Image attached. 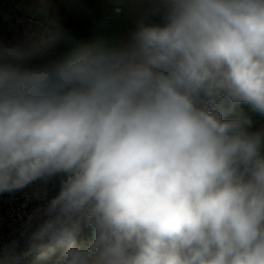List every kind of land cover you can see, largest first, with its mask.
<instances>
[{
	"label": "clouds",
	"instance_id": "9594fccd",
	"mask_svg": "<svg viewBox=\"0 0 264 264\" xmlns=\"http://www.w3.org/2000/svg\"><path fill=\"white\" fill-rule=\"evenodd\" d=\"M141 3L119 44L49 0L0 37V195L40 201L0 264H264V0Z\"/></svg>",
	"mask_w": 264,
	"mask_h": 264
},
{
	"label": "built area",
	"instance_id": "2783aa9c",
	"mask_svg": "<svg viewBox=\"0 0 264 264\" xmlns=\"http://www.w3.org/2000/svg\"><path fill=\"white\" fill-rule=\"evenodd\" d=\"M20 1L0 0V37L5 40H10L17 30L35 29L44 23L42 18L27 10ZM119 10V7H98L95 3L90 6V12L100 14L104 22L113 20V11ZM36 191L32 188L12 195H0V245L21 239L28 215L40 203ZM53 192L54 188L50 185L49 194Z\"/></svg>",
	"mask_w": 264,
	"mask_h": 264
},
{
	"label": "crops",
	"instance_id": "0c3cea01",
	"mask_svg": "<svg viewBox=\"0 0 264 264\" xmlns=\"http://www.w3.org/2000/svg\"><path fill=\"white\" fill-rule=\"evenodd\" d=\"M20 2L27 10L42 18L36 12L38 6L37 0H21ZM50 3L51 0H49ZM94 3L98 7H119L120 10L113 11V20L104 22L100 14L90 12V6ZM142 9L141 0H70L65 11L67 17L76 22L88 21V27L80 35H77L73 29L67 26H62L63 32L67 37L83 43L92 42L99 38H107L117 44L126 42L130 33L137 26ZM152 21L158 22V18L153 17ZM242 108L253 121L250 131L264 130V116L251 112L246 105H242Z\"/></svg>",
	"mask_w": 264,
	"mask_h": 264
},
{
	"label": "trees",
	"instance_id": "16d2710c",
	"mask_svg": "<svg viewBox=\"0 0 264 264\" xmlns=\"http://www.w3.org/2000/svg\"><path fill=\"white\" fill-rule=\"evenodd\" d=\"M70 0H51L49 7V14L59 19L62 26H67L73 29L77 35L83 33L88 27V21H74L67 17L65 11L67 10Z\"/></svg>",
	"mask_w": 264,
	"mask_h": 264
}]
</instances>
